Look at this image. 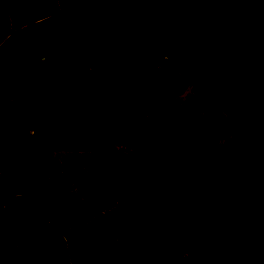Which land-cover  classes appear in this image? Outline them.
Segmentation results:
<instances>
[{
    "label": "rangeland",
    "instance_id": "rangeland-1",
    "mask_svg": "<svg viewBox=\"0 0 264 264\" xmlns=\"http://www.w3.org/2000/svg\"><path fill=\"white\" fill-rule=\"evenodd\" d=\"M86 1L78 12L33 26ZM26 3L28 16L19 0H0V47L25 23L37 42L29 58L0 64V149L27 131L18 109L55 126L57 146L40 199L52 216L69 226L91 214L77 188L87 175L85 154L94 148L130 153L155 129L183 163L63 238L42 228L25 199L8 204L15 191L0 173V240L21 249L27 243L14 240L33 237L42 250L36 249L38 264H77L74 250L83 251V263L116 264L117 235L133 226L154 233L125 242L126 264H202L199 250L263 211L264 121L239 128L182 74L206 16L203 0ZM65 87L70 103L62 107ZM95 101L102 115L83 117L81 105ZM9 155L0 153V168Z\"/></svg>",
    "mask_w": 264,
    "mask_h": 264
},
{
    "label": "trees",
    "instance_id": "trees-1",
    "mask_svg": "<svg viewBox=\"0 0 264 264\" xmlns=\"http://www.w3.org/2000/svg\"><path fill=\"white\" fill-rule=\"evenodd\" d=\"M19 2L28 16L26 0ZM89 4L86 1L67 8L35 21L33 26L40 28ZM203 7L206 16L192 62L182 74L239 128L249 129L264 121V0H203ZM36 44L29 27L19 29L0 47V64L13 65L29 58ZM62 93L65 100L60 106L65 107L70 103L71 92L65 87ZM102 111V104L97 101L80 107L81 115L88 119L99 118ZM18 112L29 135L25 133V141L11 137L3 145L1 156L10 155L0 173L9 188L26 198L62 235L159 182L180 169L183 163L165 136L155 129L130 153L108 145L94 148L85 154L87 175L77 188L91 214L72 225L62 226L41 202L42 189L37 190L43 185L51 152L57 146L56 128L37 114L25 118L21 110ZM150 233L154 231L133 226L120 231L114 243L116 264H126L125 242ZM198 253L202 264H264V209L214 247ZM39 260V252L29 244H23L21 249L11 244L0 246L3 264H38Z\"/></svg>",
    "mask_w": 264,
    "mask_h": 264
},
{
    "label": "crops",
    "instance_id": "crops-1",
    "mask_svg": "<svg viewBox=\"0 0 264 264\" xmlns=\"http://www.w3.org/2000/svg\"><path fill=\"white\" fill-rule=\"evenodd\" d=\"M29 23V22H28ZM25 27H28L27 26V24L25 23V24H22L18 29H16L17 31L19 30V29H22V28H25ZM53 152V151H52ZM52 152H51V154H52ZM43 189L44 190V188H43V185H41L40 187L38 186L37 187V190H40V189ZM40 193H41V191H40ZM4 195V194H3ZM0 196L2 197V193L0 194ZM12 197H15L16 199L14 200V201H9L8 200V204L9 205H14V204H17V200H21V199H25L26 201H28L26 198H24V197H21L20 196V194L18 193V192H15L13 195H12ZM12 199H14V198H12ZM29 202V201H28ZM29 204L31 205V207H33V210L38 214V216L42 219V222H41V226H42V228H44V229H52V231H54V232H56L61 238H63V237H65V236H67L68 234H71V233H73L74 231H76L77 229H80L81 227H83V225L84 224H86V223H88L89 221H91L92 219H90V220H88V221H86V222H84V223H82L81 225H79V226H77V227H75L74 229H72V230H70V231H68L66 234H64V235H62V234H60L50 223H49V221H47L46 220V218L44 217V216H42V214L41 213H39V211L29 202ZM1 207H5L4 205H0ZM36 227V226H35ZM34 238L32 237V238H20V239H18V240H14V242H21V243H27V244H29V245H31L32 247H34L35 249H38L39 251H40V253L42 254V250H41V248L39 247V244L35 241V240H33ZM3 243H5V244H10V243H12V241H2V240H0V245H2ZM15 246H17L18 245V243H16V244H14ZM73 256H74V258L72 259V262H74V261H76L77 262V264H83V262H81L82 261V259H83V257H84V255H83V251H78V250H74V253H73ZM85 263V262H84ZM74 264V263H73Z\"/></svg>",
    "mask_w": 264,
    "mask_h": 264
}]
</instances>
